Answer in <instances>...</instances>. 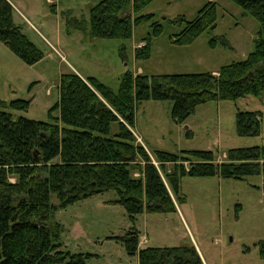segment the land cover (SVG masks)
Returning a JSON list of instances; mask_svg holds the SVG:
<instances>
[{
  "label": "trees",
  "instance_id": "obj_1",
  "mask_svg": "<svg viewBox=\"0 0 264 264\" xmlns=\"http://www.w3.org/2000/svg\"><path fill=\"white\" fill-rule=\"evenodd\" d=\"M151 1H97L88 9L89 34L129 38L133 26L152 19V13H140ZM232 1L254 16L259 28L247 56L221 65L217 74H145L126 69L113 90L95 76L82 77L69 70L59 75L58 96L47 109V120L14 116L6 110H26L30 98L0 99V264H85L94 254L63 249V226L53 214L58 208L109 190L117 197L105 202L121 205L131 223L122 234L108 237L119 241L128 255H136L137 264H203L193 244L138 248L136 215L175 211L173 198L182 201L178 182L185 174L240 180L251 174L264 175V144L230 148L221 162H216L208 149L180 153L154 149L150 155L132 127L135 108L143 101L170 100V116L181 123L199 104L234 101L264 91V0ZM215 7L213 0L207 1L179 32L169 36L170 42L187 45L203 31L213 30ZM12 14L10 2L0 0V42L25 64H33L43 52L15 23ZM182 20L180 16L171 21ZM150 26L142 38L144 44L134 48L136 59L150 56L151 37L162 31L157 21H151ZM214 42V38L209 39L210 46ZM260 114L236 110V135H258ZM51 194L57 203L51 201ZM255 244L264 259V239Z\"/></svg>",
  "mask_w": 264,
  "mask_h": 264
},
{
  "label": "rangeland",
  "instance_id": "obj_2",
  "mask_svg": "<svg viewBox=\"0 0 264 264\" xmlns=\"http://www.w3.org/2000/svg\"><path fill=\"white\" fill-rule=\"evenodd\" d=\"M97 1H9L15 23L42 50L43 56L33 64H25L0 42V99L31 100L26 110H6L14 116L47 120V109L58 96L60 73L73 69L84 77H97L113 90L126 69L139 73L137 66L145 74L214 70L212 73L217 74L221 65L247 56L259 28L258 20L232 0H213L214 29L203 31L190 44L174 45L169 36L179 32L185 21L193 19L209 0H152L140 12L152 13V19L133 26L129 38L92 37L88 9ZM180 16L181 23L171 21ZM151 21L160 23L162 31L151 37L150 56L136 59L134 48L144 44L142 38L151 30ZM210 38L215 39L212 47ZM171 104L170 100H148L135 108L132 129L142 135L150 155L154 149L173 153L208 149L214 153V160L221 162L230 148L264 144V91L234 101L199 104L181 123L171 118ZM236 110L260 111L258 135H236ZM152 161L158 166L155 159ZM158 170L170 191L163 172ZM263 187L262 174H251L245 180L182 175L178 194L183 199L180 202L173 198L175 211H143L136 215L137 246L194 245L196 240L206 264H264L255 244L264 239ZM116 197L115 191L109 190L56 209L53 218L63 226L62 248L93 253L85 264H137L136 255H128L119 241L108 237L122 234L131 223L121 205L104 203ZM51 201L58 202L55 194H51ZM177 206L182 208L193 236Z\"/></svg>",
  "mask_w": 264,
  "mask_h": 264
},
{
  "label": "crops",
  "instance_id": "obj_3",
  "mask_svg": "<svg viewBox=\"0 0 264 264\" xmlns=\"http://www.w3.org/2000/svg\"><path fill=\"white\" fill-rule=\"evenodd\" d=\"M10 1V0H9ZM195 40V39H194ZM193 40V41H194ZM192 41V42H193ZM135 46V45H134ZM210 47H212V46H210ZM76 73H78L80 76H82V77H84L80 72H78L76 69H73ZM216 70H214V71H212V72H215ZM136 72H143V70H142V67L141 66H137V70H136ZM58 84V83H57ZM148 101V100H147ZM202 104H204V103H202ZM132 131H133V133L135 134V136H136V138H137V140L146 148V150H148V148H147V146L143 143V137H142V135H138L133 129H132ZM218 177V176H217ZM263 189V188H262ZM263 193H264V189H263ZM104 203L105 204H108V205H111V203H106L105 201H104ZM114 205V204H113ZM175 205H176V202H175ZM178 207V206H177ZM178 209H179V212H180V216L182 217V219H183V223H184V225L186 226V229L189 231V233L191 234V236H193L192 235V231L190 230V226H189V223L187 222V219L185 218V216H184V213H182L183 211H182V208H180V207H178ZM145 245H148V244H145ZM144 245V246H145ZM194 245H195V247H196V249L198 250V252H199V254H200V256H201V258L203 259V261H204V263L206 264V261H205V258H204V255H203V253H202V251H201V248H200V246H199V244H198V242L196 241V240H194Z\"/></svg>",
  "mask_w": 264,
  "mask_h": 264
},
{
  "label": "built area",
  "instance_id": "obj_4",
  "mask_svg": "<svg viewBox=\"0 0 264 264\" xmlns=\"http://www.w3.org/2000/svg\"><path fill=\"white\" fill-rule=\"evenodd\" d=\"M140 240H141V237H140ZM141 243V242H140ZM143 244V242L141 243V245Z\"/></svg>",
  "mask_w": 264,
  "mask_h": 264
}]
</instances>
